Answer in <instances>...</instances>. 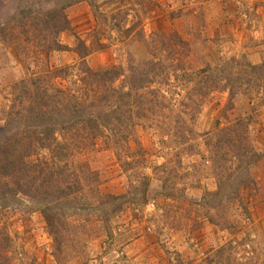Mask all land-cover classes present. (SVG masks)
<instances>
[{"label": "rangeland", "instance_id": "rangeland-1", "mask_svg": "<svg viewBox=\"0 0 264 264\" xmlns=\"http://www.w3.org/2000/svg\"><path fill=\"white\" fill-rule=\"evenodd\" d=\"M29 4L56 1L0 0V157L18 130L9 112L43 85L59 103L53 85L83 94L97 134L75 146L65 125L77 115L51 100L54 148L72 151H12L24 183L12 194L5 190L19 178L0 167V264H217L213 255L230 241L232 258L264 264V0H79L39 32L17 19ZM64 18L69 27L58 29ZM82 44L92 49L83 68L113 70L95 93L77 68L53 76L78 66ZM220 65L225 77L204 83L199 70ZM104 94L111 116L95 112ZM57 170L67 179L47 176ZM138 171L150 178L148 202L131 188ZM45 175L63 188L57 195L46 193ZM220 182L226 209L211 212L235 233L202 215ZM108 194L127 196L108 202Z\"/></svg>", "mask_w": 264, "mask_h": 264}, {"label": "trees", "instance_id": "trees-1", "mask_svg": "<svg viewBox=\"0 0 264 264\" xmlns=\"http://www.w3.org/2000/svg\"><path fill=\"white\" fill-rule=\"evenodd\" d=\"M56 1V6H51L49 8H43L40 10V7H32L31 4L24 6L21 9V13L19 12V17H17V19H28L30 20V22H28L30 24V26L33 28V30H36L37 32H39V27L41 26L43 28L47 27V24H52V26L54 25L52 23L53 19L56 16H63V10L65 7L73 4L74 2H77L79 0H55ZM92 5H94L92 3ZM45 9V11H44ZM41 16H46V17H41ZM63 24H60L58 29H65L68 28V23L67 20L64 18L63 20ZM56 25V24H55ZM56 27V26H54ZM43 28V29H44ZM12 30L9 29V32H5V30H2V35L3 36H7V34H9L10 36ZM7 33V34H6ZM37 35H39V33H36ZM82 48H78V50H76L77 54L80 57V61L78 62V66L74 65L72 66H64V67H59L56 68L55 72H53V76H67V75H71L73 68H77L81 71L80 77H78L81 80V83H83L84 85V89L87 93H89V91L91 93H95L98 92V90H95L94 87V83L95 81L98 82H102V85H104V83H106L107 80H110L112 77L114 78V74H113V70H110L109 68L105 67L102 68L100 70H94L92 68H88L85 67L83 68V66L85 65V58L87 57V55H89L92 51V49H90V47H88L86 44H82L81 45ZM48 47V46H46ZM68 47V46H67ZM157 64H159V62H157V60L155 61H150L148 62L147 66H151V70L153 71L155 68H157ZM221 65L218 67H215V69L211 68H201L199 71L201 73V77L204 78V76L206 77V79L204 80V83H208V81H210L209 79H212L211 77L215 76L214 79L216 80L215 83H218V81H220L221 77H225L224 72L221 69ZM251 68H255V66L251 65ZM78 70V72H79ZM221 70V71H220ZM214 72V74H213ZM74 73V72H73ZM209 74H212L209 76ZM50 78H52V76H49ZM48 78V77H47ZM190 80L194 79V76L192 75L190 78ZM41 80L39 79L37 81V83H41ZM56 89V95L60 98V103L58 102V100L56 101L55 99H52L53 97H55L53 94H49V90L48 87L43 85L41 87H39L36 91L37 96L33 97V99L29 98V104L27 106L22 105L20 108L16 109L14 112H9L8 116L10 117V121H8V126L11 125V123L14 121L16 122V125L18 126V130L16 131L15 135L20 137L18 139H20L21 141H18V139L15 137V135L12 134L13 138L15 141H13V143H9V147L7 146V149L5 150V155H3L2 157H0V167L4 168V167H9V169L11 168L13 171L14 169H17V163H16V159L13 157L12 155V151L14 152L18 150V148H20L24 155L27 157H30L32 153H37L39 152V150L47 148L49 150L55 151V150H60L59 148H63L64 150H70L72 151L71 148L62 146L58 144L56 145L59 148H54V144H56L55 140V130L57 129L56 124H54L55 122L52 121V116L50 115L51 112L53 111L51 109V104L50 101L53 100L55 103H58V105L60 106V104H63V108L65 110L69 109L68 112H70V116L73 117V113L74 115H77L76 117L77 120L76 122L70 123L68 122L65 127L67 128V130H71L73 133V144H75V146L80 147L81 144H83L84 141H86L87 139H91L94 138L97 133V126L94 124H90V119L89 117L85 118V112H86V108H84V105L86 106L87 103L86 102H82L81 100L85 101V98H80V96L82 97L83 94H80V96L78 94H74L72 93L69 89H65L62 87H59L58 85H53ZM78 86V85H77ZM81 87V85H79ZM143 85H140L139 88H142ZM137 88V89H139ZM78 89V87H77ZM190 89V88H189ZM54 89H52L51 91H53ZM75 92V91H74ZM122 92V91H120ZM118 93L117 96V102L119 103V101H121V99H127L128 100V95L133 92V91H126L122 93ZM76 93V92H75ZM83 93V92H82ZM128 97H124L126 95ZM29 97V96H28ZM73 98V99H72ZM106 98V94H104L102 97H99L97 102L93 103V105L95 106V112L99 113V114H103L104 115H108L111 116L112 115V111L115 112V109L112 110H107V107L103 106L104 102ZM133 99H135V96L133 97ZM130 100V98H129ZM20 102H23L22 100ZM90 103V102H89ZM156 104V103H155ZM14 108L15 104H14ZM14 114V118H11V116ZM107 116V117H108ZM47 118V119H46ZM110 118V117H109ZM240 118V117H239ZM13 120V121H12ZM80 120L83 121V126L79 125L78 123L80 122ZM87 120V121H85ZM81 121V122H82ZM237 123L241 122L236 121ZM242 125V123H240ZM233 128V127H232ZM91 129V130H90ZM226 127L221 128L220 131H225ZM91 131L90 137H89V132ZM236 128L233 129H229L228 133H232L234 135V137L237 138V133H236ZM229 136V135H228ZM8 140H11L8 138ZM20 143V146H16V143ZM251 147V146H250ZM249 147V150H250ZM19 149V150H20ZM235 149H240L239 153L242 152L243 147L242 146H237ZM63 150H60V152L62 153ZM67 152V151H64ZM15 154V153H14ZM253 161V160H252ZM126 163V165H129L133 162L129 161V160H125L124 161ZM42 167V166H40ZM127 168V167H126ZM127 169H131V167H128ZM39 170V169H38ZM50 170H53V168H51ZM14 172H8L5 173L4 175H15L17 176L19 179L18 180H14V184L16 185L15 189L14 187L11 188H6V192L7 193H11L15 192V191H20L23 188L24 183L21 180V174H15ZM58 171V170H57ZM49 174L47 175L50 179H54V182L58 180V178L63 177V179H67V175L63 174L61 175L63 172H56V171H51L48 172ZM47 176L45 175L44 178V182L42 184H46L47 181ZM1 177H5L3 176V174H1ZM137 177L139 179V184H133L131 183V188L133 189V191L135 192H140L142 195V201L143 202H148V200L151 197V194H148V189L150 186V178L149 176L144 172V171H138L137 173ZM49 182L48 184H46V193L52 195L51 191H53V193H55L57 195V192L60 191L59 186L56 185V183H52ZM3 184L7 185L6 182L3 181ZM8 186V185H7ZM54 187H57L54 191ZM72 188V186L70 187ZM218 195L211 197V198H206L204 197V200H207L208 202H204L203 203V207L205 208V211H203L202 215L204 217H207L212 223H214L215 225L219 226L220 228H230L232 230L233 233L236 232V230L234 229L233 225L234 224H228L226 222V220H219V218L217 216H215V214H212L211 209H213V211H218V212H222V216H223V212L226 209V204H225V193L223 192L225 190V188H223V183L220 182L219 184V189H218ZM128 192L130 193V191L128 190ZM128 194V193H127ZM127 194H123V195H114V194H108V202H116L118 199H121L125 196H127ZM4 199H6L5 197V193L4 191L2 192L0 189V206L4 205L3 202L5 201ZM3 203V204H2ZM197 204H200V202H194ZM202 203V202H201ZM2 204V205H1ZM47 220L49 221L50 218L47 217ZM58 234V233H57ZM59 237V236H58ZM234 245L232 243V241L228 242L227 244L222 245L220 248H218L215 252V254L213 255L212 259L214 261H216L217 264H222L223 260H224V264H248V263H244L241 260H236L235 258H232L230 255V251L233 250Z\"/></svg>", "mask_w": 264, "mask_h": 264}]
</instances>
